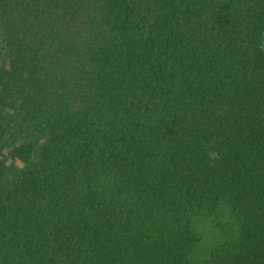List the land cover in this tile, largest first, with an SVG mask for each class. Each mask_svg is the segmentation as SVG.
Segmentation results:
<instances>
[{
  "label": "trees",
  "instance_id": "16d2710c",
  "mask_svg": "<svg viewBox=\"0 0 264 264\" xmlns=\"http://www.w3.org/2000/svg\"><path fill=\"white\" fill-rule=\"evenodd\" d=\"M0 37V264H191L200 219L264 264V0H0Z\"/></svg>",
  "mask_w": 264,
  "mask_h": 264
},
{
  "label": "rangeland",
  "instance_id": "374dc122",
  "mask_svg": "<svg viewBox=\"0 0 264 264\" xmlns=\"http://www.w3.org/2000/svg\"><path fill=\"white\" fill-rule=\"evenodd\" d=\"M4 50V45L2 42V38L0 37V58L2 57ZM18 167H22V163L15 162ZM227 211L228 209H224ZM228 213V212H226ZM224 221L231 222V213L225 214L222 217ZM199 222V232L201 234V242L198 248L195 250L193 255L191 256V264H205L206 259L209 257L211 252L215 249L216 240L219 239V233L212 224V222L208 219H200Z\"/></svg>",
  "mask_w": 264,
  "mask_h": 264
},
{
  "label": "clouds",
  "instance_id": "9594fccd",
  "mask_svg": "<svg viewBox=\"0 0 264 264\" xmlns=\"http://www.w3.org/2000/svg\"><path fill=\"white\" fill-rule=\"evenodd\" d=\"M212 155H213V156H215L216 154H215V153H213Z\"/></svg>",
  "mask_w": 264,
  "mask_h": 264
}]
</instances>
